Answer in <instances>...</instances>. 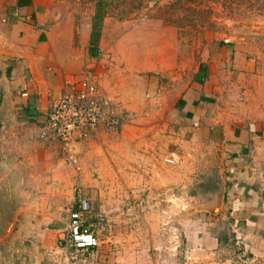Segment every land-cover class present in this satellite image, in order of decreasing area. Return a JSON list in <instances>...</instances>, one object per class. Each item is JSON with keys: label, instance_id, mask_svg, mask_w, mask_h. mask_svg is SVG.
I'll return each instance as SVG.
<instances>
[{"label": "crops", "instance_id": "crops-1", "mask_svg": "<svg viewBox=\"0 0 264 264\" xmlns=\"http://www.w3.org/2000/svg\"><path fill=\"white\" fill-rule=\"evenodd\" d=\"M30 1L0 0V203L9 207L0 227V264H68L64 255L70 246L65 235L74 201L69 190L59 188L66 182L56 173L58 154L64 149L51 133L46 138L42 134L49 129L53 101L73 89L79 79L93 75L89 71L97 64V56L90 55L93 18L79 34L65 3ZM82 52L83 57H91L90 63L81 58ZM262 53L219 51L207 68L203 66L199 81L182 88L175 109L155 112L161 116L156 123H162L165 115L166 131L145 142L147 147H142V133L128 134L124 124L118 133L101 129L90 138L101 133L110 143L116 137L121 143L115 153L123 162L129 158L120 151L122 141L131 138V149H145L133 166L139 177L142 173L149 177L150 191L159 197L168 195L170 186L189 182L196 171L202 177L209 170L206 180L213 173L218 190L209 200L218 199L214 216L228 217L234 239L241 234L251 242L246 244L248 250L264 258ZM118 89L120 85H98L99 94L114 105H129V97L118 95ZM81 143L73 147L75 153ZM197 154L206 156L207 164L192 162ZM206 226L194 231L188 247L218 253L223 239Z\"/></svg>", "mask_w": 264, "mask_h": 264}, {"label": "rangeland", "instance_id": "rangeland-1", "mask_svg": "<svg viewBox=\"0 0 264 264\" xmlns=\"http://www.w3.org/2000/svg\"><path fill=\"white\" fill-rule=\"evenodd\" d=\"M57 1L65 3L66 11L73 14L80 29L79 34L82 33L83 27L92 21L90 17H94L97 0ZM103 1L106 12L97 64L89 70L93 75L87 74L75 86L91 78L97 86L120 85L118 95L129 97L130 104L114 105L116 118L121 123L118 128L107 130L101 126L75 142L73 147L83 142L77 145L79 152L73 150L69 155L62 150L58 154L56 173L66 182L59 188L72 193L74 209L79 199L88 201L89 212L83 217L85 228L99 240L94 250L70 248L64 255L67 263L223 264L229 260L231 264H264L262 256L248 250L246 244H251L250 240L239 233L234 239L228 217L214 216L212 210L218 199L209 200H214L213 191L217 186L213 173L206 180L209 170L202 177L196 171L189 182L170 186L168 195L159 197L151 193L149 177L143 173L139 177L133 166L145 149H131L134 144L131 138L127 141L130 143L122 141L124 149L120 151H125L129 158L123 162L115 153L119 152L117 147L121 143L116 137L110 143L101 138V133L90 138L101 129L118 133L122 124L128 134L141 132L144 143L149 144L156 133L163 135L165 115L162 123H156L161 116L155 112L162 114L175 109L182 88L189 82L190 85L197 83L203 66L207 68L219 51L264 52V0ZM81 58L91 62V57H83V52ZM142 147H147L146 143ZM191 161L207 164L204 155L197 154ZM166 190L163 186V191ZM183 194L185 197H181ZM8 208L7 203H0V227L7 220L2 215L8 213ZM203 224L223 239L220 252L207 254L188 247L191 246L188 240L191 241L194 231Z\"/></svg>", "mask_w": 264, "mask_h": 264}, {"label": "built area", "instance_id": "built-area-1", "mask_svg": "<svg viewBox=\"0 0 264 264\" xmlns=\"http://www.w3.org/2000/svg\"><path fill=\"white\" fill-rule=\"evenodd\" d=\"M92 80H84L53 101L47 120L49 129L42 134V138H46L51 133L69 155L75 142L89 132L101 126L113 130L121 124L116 118L113 102L101 97L98 86ZM77 207L70 209L65 242L76 251L94 250L98 248L99 240L85 228L83 219L84 213L89 210L88 201L79 199Z\"/></svg>", "mask_w": 264, "mask_h": 264}, {"label": "trees", "instance_id": "trees-1", "mask_svg": "<svg viewBox=\"0 0 264 264\" xmlns=\"http://www.w3.org/2000/svg\"><path fill=\"white\" fill-rule=\"evenodd\" d=\"M23 1L26 4L31 2L30 0H23ZM105 12L106 11H105V6H104V1L97 0L95 14L93 17V22H92V32H91V39H90V55L91 56H96L97 54L101 32H102V23L105 17ZM88 212L89 210L86 213H84V216Z\"/></svg>", "mask_w": 264, "mask_h": 264}]
</instances>
